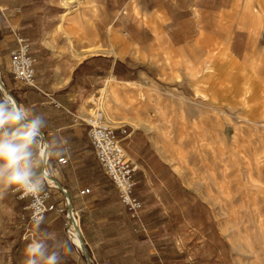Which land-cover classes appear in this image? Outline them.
Instances as JSON below:
<instances>
[{"label":"crops","instance_id":"crops-1","mask_svg":"<svg viewBox=\"0 0 264 264\" xmlns=\"http://www.w3.org/2000/svg\"><path fill=\"white\" fill-rule=\"evenodd\" d=\"M0 5L8 8L0 13L6 87L0 89V145L37 154L22 117L14 119L18 112L26 116L22 103L46 133L51 173L69 189L92 244L110 247L133 238L146 247L139 256H193L189 248L195 241L196 213L206 212L209 225V204L176 170L145 124L151 110L155 117L164 115L161 96L138 94L131 103V87L170 81L199 90L203 101L211 96L222 100L228 70L233 84L243 85L244 78L253 75L247 69H264V0H0ZM13 30L30 39L38 87L17 80L10 71ZM112 80L114 85L109 84ZM103 89L117 120L113 124L128 129L127 134L119 130L122 144L140 166L134 194L145 204V229L130 217L88 136L84 119ZM132 117H138L139 124L127 122ZM61 151L65 153L58 157ZM20 157L32 178L42 179L40 168L26 155ZM62 157L68 161L59 163ZM5 164L0 158L3 189L15 194L5 183L14 169ZM86 188L90 193L81 194ZM14 197L23 213L28 200ZM47 217L58 218L54 213ZM198 226L205 227V219ZM38 232L37 222L23 226L27 246L40 239Z\"/></svg>","mask_w":264,"mask_h":264},{"label":"rangeland","instance_id":"rangeland-1","mask_svg":"<svg viewBox=\"0 0 264 264\" xmlns=\"http://www.w3.org/2000/svg\"><path fill=\"white\" fill-rule=\"evenodd\" d=\"M1 44L0 40L3 75ZM229 71L222 100L211 96L203 101L199 90L194 92L188 85L170 81L153 82L145 89L132 84L130 91L131 103L137 101L138 94L161 96L164 115L155 117L151 110L145 124L176 170L209 204V225L206 212L200 216L196 213L195 241L189 248L193 256H177L174 252L173 256H139L146 247L136 245L133 238L110 247L92 244L85 235L81 212L76 209L90 263L85 252L71 242L63 216L55 214L58 218L53 220L46 216L38 227L40 238L45 232L53 237L46 240L49 252L55 250L57 242L68 241L71 250L61 249V264H264V69H247L249 74L259 76L244 78L243 85H234ZM213 89L211 93L216 91ZM103 95L106 112L116 122L110 98ZM19 105L32 122L23 104ZM138 121V117H132L127 122ZM3 184L0 179V264H25L23 226L27 224L21 218L15 194L3 189ZM202 218L205 227L200 228Z\"/></svg>","mask_w":264,"mask_h":264},{"label":"built area","instance_id":"built-area-1","mask_svg":"<svg viewBox=\"0 0 264 264\" xmlns=\"http://www.w3.org/2000/svg\"><path fill=\"white\" fill-rule=\"evenodd\" d=\"M0 10L4 13L5 8H0ZM13 33L16 46L10 50V71L17 80L29 86L38 87L37 58L31 52L30 40L17 30H13ZM1 85L4 86V82L0 71V89ZM51 101L58 107L62 106L54 98H51ZM104 101L105 96L103 93L92 100V112L84 119L88 126V136L104 171L118 189L120 200L128 210L130 217L145 229L142 219L144 203L134 194L137 185V173L140 166L129 157L119 135V130L121 133L127 134L128 129L126 126L118 128L113 124L106 112ZM22 119L37 145V154L29 156L23 150H19L18 155H26L32 165L40 168L39 174L41 177L46 179L43 182L42 190L36 195H24L22 190L14 189L19 199L28 200L27 205L24 206L21 218L26 222L27 226H30L31 223L37 222L38 220L42 221L50 213L63 216L65 218L68 236L71 239L70 223L73 221L76 223L77 219L80 222L79 211L73 205L69 189L61 185L51 173L52 154L46 133L37 125L34 130L31 129L30 125L33 122L29 121L26 116H23ZM67 161L68 159L66 157L58 159L59 163H66ZM15 168H23V170L27 171L26 165L21 160H18ZM30 180L33 182L36 181L31 175ZM90 191L91 189L86 188L81 190V194H87ZM54 196L57 198L52 200ZM28 231L31 230L28 229Z\"/></svg>","mask_w":264,"mask_h":264},{"label":"clouds","instance_id":"clouds-1","mask_svg":"<svg viewBox=\"0 0 264 264\" xmlns=\"http://www.w3.org/2000/svg\"><path fill=\"white\" fill-rule=\"evenodd\" d=\"M9 103L12 101L5 98ZM20 114H17L14 119L19 120ZM36 125L33 123L30 125L31 129H35ZM28 142V138H24V143ZM19 149L13 147L10 144L0 145V158L6 161L5 168H13L14 170L8 175L5 183L11 185L15 190H22L24 195H36L43 188V182L46 178L38 179L35 182L30 180V174L23 170V168L16 169L18 160L21 157L18 155ZM65 152L58 153V157L62 156ZM3 195H0L2 197ZM40 221H37V227H39ZM53 238L51 234L45 232L42 234L39 240H33L25 249L27 259L25 264H61V249L70 251L68 241H59L55 244V250L49 252V246L46 240ZM72 243H76L75 239H72Z\"/></svg>","mask_w":264,"mask_h":264},{"label":"bare ground","instance_id":"bare-ground-1","mask_svg":"<svg viewBox=\"0 0 264 264\" xmlns=\"http://www.w3.org/2000/svg\"><path fill=\"white\" fill-rule=\"evenodd\" d=\"M108 82V81H107ZM4 86L1 85V89L3 88ZM104 93L106 92V89H103ZM15 100V99H14ZM16 101V100H15ZM12 104V103H11ZM17 104V102H16ZM18 105V104H17ZM16 111L18 112V110L16 109ZM19 114H22L23 113L21 112H18ZM79 220L77 219L76 223L73 221L70 223V230H71V240L72 239H75L76 240V243L75 246H77L78 248H82L83 250V244H82V237L83 235H81V229L79 228ZM84 251V250H83Z\"/></svg>","mask_w":264,"mask_h":264},{"label":"water","instance_id":"water-1","mask_svg":"<svg viewBox=\"0 0 264 264\" xmlns=\"http://www.w3.org/2000/svg\"><path fill=\"white\" fill-rule=\"evenodd\" d=\"M16 102H17V101H16ZM17 104H18V102H17ZM20 116L23 117L22 114H20ZM82 244H83L84 252H85V254H86V258H87V260H88L89 263H90V261H91V256H90V254L88 253V250H87V248H86V244H85V242H84V238H83V237H82Z\"/></svg>","mask_w":264,"mask_h":264},{"label":"trees","instance_id":"trees-1","mask_svg":"<svg viewBox=\"0 0 264 264\" xmlns=\"http://www.w3.org/2000/svg\"><path fill=\"white\" fill-rule=\"evenodd\" d=\"M32 224V223H31Z\"/></svg>","mask_w":264,"mask_h":264}]
</instances>
